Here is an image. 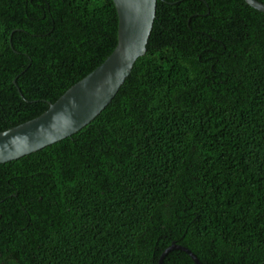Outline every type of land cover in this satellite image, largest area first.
I'll return each mask as SVG.
<instances>
[{
  "label": "trees",
  "instance_id": "obj_1",
  "mask_svg": "<svg viewBox=\"0 0 264 264\" xmlns=\"http://www.w3.org/2000/svg\"><path fill=\"white\" fill-rule=\"evenodd\" d=\"M264 4V0H258ZM112 0H0V131L116 44ZM264 262V12L157 0L145 52L86 125L0 163V264ZM162 264H195L180 249Z\"/></svg>",
  "mask_w": 264,
  "mask_h": 264
},
{
  "label": "water",
  "instance_id": "obj_2",
  "mask_svg": "<svg viewBox=\"0 0 264 264\" xmlns=\"http://www.w3.org/2000/svg\"><path fill=\"white\" fill-rule=\"evenodd\" d=\"M112 1L117 14L113 50L54 102H49L42 113L0 131V163L31 153L86 125L110 102L136 58L145 52L157 0ZM244 1L264 12V4L258 0ZM171 249L183 250L195 264H203L187 247L175 243L162 251L157 264H162L164 255Z\"/></svg>",
  "mask_w": 264,
  "mask_h": 264
}]
</instances>
